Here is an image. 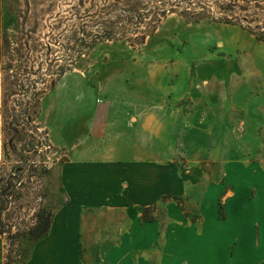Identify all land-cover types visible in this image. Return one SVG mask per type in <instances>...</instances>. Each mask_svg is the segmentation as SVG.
<instances>
[{
	"label": "rangeland",
	"instance_id": "obj_1",
	"mask_svg": "<svg viewBox=\"0 0 264 264\" xmlns=\"http://www.w3.org/2000/svg\"><path fill=\"white\" fill-rule=\"evenodd\" d=\"M111 96L136 100L149 135L135 175L154 197L98 210L102 244L83 247L81 264H128L130 251L137 264H189L206 226L223 222L232 182L264 164V0H0L4 264L27 258L44 213L65 200L59 175L84 152V97Z\"/></svg>",
	"mask_w": 264,
	"mask_h": 264
},
{
	"label": "crops",
	"instance_id": "obj_2",
	"mask_svg": "<svg viewBox=\"0 0 264 264\" xmlns=\"http://www.w3.org/2000/svg\"><path fill=\"white\" fill-rule=\"evenodd\" d=\"M104 98L84 97V152L65 162L59 175L65 200L54 209L48 232L33 242L21 264H81L83 247L102 244L91 235L106 225H101L98 210L105 212L104 205L111 204L120 214L121 205H148L154 197L145 176L139 181L135 175L136 161L143 157L139 145L142 152L148 133L132 105L135 98ZM261 169L255 176L233 180L223 222L206 226L209 232L188 252L189 264H264V164ZM253 186L254 197L249 195ZM115 222L119 225L120 219ZM106 243L116 248L110 251L112 260L119 259L120 241L112 236ZM129 246L135 247L136 240ZM135 259L130 251L128 264H137ZM0 264H4L1 236Z\"/></svg>",
	"mask_w": 264,
	"mask_h": 264
},
{
	"label": "trees",
	"instance_id": "obj_3",
	"mask_svg": "<svg viewBox=\"0 0 264 264\" xmlns=\"http://www.w3.org/2000/svg\"><path fill=\"white\" fill-rule=\"evenodd\" d=\"M142 36H141V39H142L141 43L144 42V40H143L144 39V36L143 37ZM15 167H13V168L15 169ZM12 175L13 174H10V173L8 174L9 179L6 181V185L3 188V195L9 196V195H12L13 194L12 183L10 182V179L13 178ZM221 207H222V205L219 202L220 218H224L225 217V214L224 213H221ZM52 214H53V212L44 213V215H43L44 221L41 222V224L39 225L40 231L36 235V240L39 239L40 237L44 236L48 232V229H49L50 224H51Z\"/></svg>",
	"mask_w": 264,
	"mask_h": 264
}]
</instances>
